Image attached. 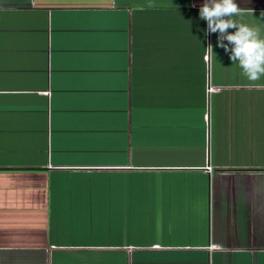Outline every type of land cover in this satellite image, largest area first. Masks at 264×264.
<instances>
[{"label":"crops","instance_id":"1","mask_svg":"<svg viewBox=\"0 0 264 264\" xmlns=\"http://www.w3.org/2000/svg\"><path fill=\"white\" fill-rule=\"evenodd\" d=\"M203 3L0 0V264H264V77Z\"/></svg>","mask_w":264,"mask_h":264},{"label":"clouds","instance_id":"2","mask_svg":"<svg viewBox=\"0 0 264 264\" xmlns=\"http://www.w3.org/2000/svg\"><path fill=\"white\" fill-rule=\"evenodd\" d=\"M243 15L244 10L235 0H204L199 8V18L206 21L207 32L218 34V46L229 53L233 65L239 66L248 81L255 82L264 77V32L260 26L237 19ZM228 29L235 31L230 33ZM205 51L208 56L214 54L211 45Z\"/></svg>","mask_w":264,"mask_h":264}]
</instances>
